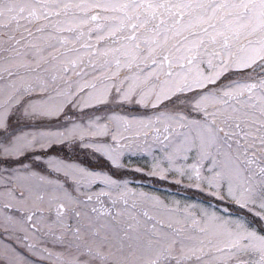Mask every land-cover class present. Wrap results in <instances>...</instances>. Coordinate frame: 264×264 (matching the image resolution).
<instances>
[{
  "label": "snow or ice",
  "instance_id": "snow-or-ice-1",
  "mask_svg": "<svg viewBox=\"0 0 264 264\" xmlns=\"http://www.w3.org/2000/svg\"><path fill=\"white\" fill-rule=\"evenodd\" d=\"M0 264H264V0H0Z\"/></svg>",
  "mask_w": 264,
  "mask_h": 264
}]
</instances>
